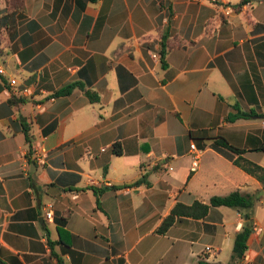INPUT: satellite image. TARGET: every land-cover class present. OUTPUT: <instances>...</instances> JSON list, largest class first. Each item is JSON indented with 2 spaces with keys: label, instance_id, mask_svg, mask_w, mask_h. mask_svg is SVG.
Wrapping results in <instances>:
<instances>
[{
  "label": "crops",
  "instance_id": "obj_1",
  "mask_svg": "<svg viewBox=\"0 0 264 264\" xmlns=\"http://www.w3.org/2000/svg\"><path fill=\"white\" fill-rule=\"evenodd\" d=\"M0 60V260L230 264L245 211L158 229L239 191L262 228L242 264H264V187L213 147L264 167V0H0Z\"/></svg>",
  "mask_w": 264,
  "mask_h": 264
},
{
  "label": "trees",
  "instance_id": "obj_2",
  "mask_svg": "<svg viewBox=\"0 0 264 264\" xmlns=\"http://www.w3.org/2000/svg\"><path fill=\"white\" fill-rule=\"evenodd\" d=\"M91 2H96L97 0H90ZM78 84H73L65 89L59 91L58 95H70L74 91L75 88H77ZM93 102H96L97 99L91 98ZM255 116H258L254 112L252 113H245L239 109H237V113L229 114L226 118L227 123H234L238 120L242 119H252ZM214 149L218 151L219 153L226 156L228 159L234 162L235 165L242 168L244 171H246L248 174L254 176L257 178L264 187V167H261L260 165H257L255 163H252L245 158L242 157L244 152H242L239 149H236L229 145V143L223 139L218 138L216 139L214 145ZM113 153L117 156H120L122 154V149L119 145H115L113 149ZM237 155L238 157L235 158L234 155ZM260 197L258 193L256 194H243L239 191L233 192L227 196L224 197H215L210 201V204L205 205L200 202H196L192 206H184L181 204H178L173 211L171 212L170 216H168L164 222L162 223L161 227L158 229L159 234H166L172 226L176 223V221L179 218L182 217H192V218H199V217H205L208 213V211L211 208L216 207H229L238 209L241 211H245V225L240 233H238L235 237L234 241V247L231 257V263L230 264H242V262L245 259L246 252L248 250V240L250 235L253 233V219H252V213L256 206V204L259 202ZM0 264H7L6 262L0 260ZM201 264H218V263H208L205 261H202Z\"/></svg>",
  "mask_w": 264,
  "mask_h": 264
},
{
  "label": "built area",
  "instance_id": "obj_3",
  "mask_svg": "<svg viewBox=\"0 0 264 264\" xmlns=\"http://www.w3.org/2000/svg\"><path fill=\"white\" fill-rule=\"evenodd\" d=\"M0 73H3V66H2L1 60H0ZM10 86L11 87L17 86V81L16 80L10 81ZM22 93H30V88L22 89ZM192 150H193V163H192L191 171L197 172L199 169V165H200L201 155L199 152L195 151L194 146L192 147ZM32 157L38 164L42 165V164L47 163L50 157V153L42 144L36 143L32 149ZM45 217L48 221H53L54 219V205L53 204L48 205L47 211L45 213ZM253 232L255 233L262 232V228L256 222H253ZM207 250L210 251L211 249L208 248Z\"/></svg>",
  "mask_w": 264,
  "mask_h": 264
}]
</instances>
